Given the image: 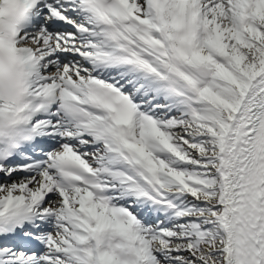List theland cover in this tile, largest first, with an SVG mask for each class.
I'll return each instance as SVG.
<instances>
[{"label":"snow or ice","instance_id":"6c2138e0","mask_svg":"<svg viewBox=\"0 0 264 264\" xmlns=\"http://www.w3.org/2000/svg\"><path fill=\"white\" fill-rule=\"evenodd\" d=\"M0 264H264V0H0Z\"/></svg>","mask_w":264,"mask_h":264}]
</instances>
